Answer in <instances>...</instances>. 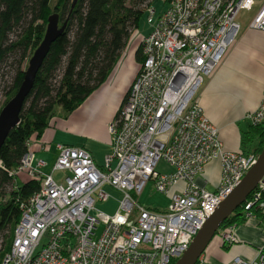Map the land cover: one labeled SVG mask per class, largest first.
Here are the masks:
<instances>
[{
	"label": "built area",
	"instance_id": "obj_1",
	"mask_svg": "<svg viewBox=\"0 0 264 264\" xmlns=\"http://www.w3.org/2000/svg\"><path fill=\"white\" fill-rule=\"evenodd\" d=\"M254 7L249 27L264 31V0L167 2L142 39L141 68L109 124L112 152L104 165H96L85 147L62 144L50 174L40 171L46 162L34 152L22 159L16 175L27 171L40 188L21 203L7 252L0 242V264H175L258 158L254 152L226 150L196 99L238 37L239 14ZM246 119L264 123V92ZM161 160L174 171L158 172ZM214 160L222 172L216 189L209 191L198 177ZM56 171L67 175L56 179ZM149 182L169 196L166 209L140 204L138 196ZM104 186L123 195L112 215L93 213L95 198H109ZM252 193L243 203L247 219L256 218L251 209L264 194V180ZM260 224L264 229V221ZM235 226L219 230L224 244L238 243ZM195 264L208 263L201 256ZM226 264H264V245L252 260L236 257Z\"/></svg>",
	"mask_w": 264,
	"mask_h": 264
},
{
	"label": "trees",
	"instance_id": "obj_2",
	"mask_svg": "<svg viewBox=\"0 0 264 264\" xmlns=\"http://www.w3.org/2000/svg\"><path fill=\"white\" fill-rule=\"evenodd\" d=\"M127 1L0 0V68L17 52H22L21 63L25 65L21 69L20 63L0 111L23 82L30 57L44 38L50 16L57 12L61 21H67L64 33L52 43L36 75L34 86L20 112L19 124L10 131L0 148V236L10 230L4 252L10 249L15 228L20 222L21 203L39 190L40 181L30 177L10 192L3 189L17 179L15 171L29 151L30 139L34 135L41 137L55 116H69L108 78L127 44L131 28L139 26L145 12L135 3L128 5ZM28 15L31 19L22 28L18 39L10 41L9 34ZM62 65L60 78L54 86L52 81ZM57 108H61V112H57ZM263 148L264 123L249 124L242 136V150L259 155ZM260 204L264 205V194L251 209L262 222L264 207ZM246 220L245 204H242L224 221L220 230Z\"/></svg>",
	"mask_w": 264,
	"mask_h": 264
},
{
	"label": "crops",
	"instance_id": "obj_3",
	"mask_svg": "<svg viewBox=\"0 0 264 264\" xmlns=\"http://www.w3.org/2000/svg\"><path fill=\"white\" fill-rule=\"evenodd\" d=\"M152 30L138 34L136 30L109 73L108 78L65 120L55 119L41 137L33 136L29 150L47 168L57 160L58 145L85 147L96 165L102 167L105 156L112 152L109 124L118 114L126 95L142 65V39ZM139 53V54H138ZM141 60H139V58ZM264 92V31L241 25L236 40L229 46L214 72L199 88L196 99L209 120L219 129L224 148L242 150V136L248 129V113L256 110ZM89 127L90 133H87ZM87 129V130H86ZM47 157H52V164ZM219 160L208 163L198 177L200 185L214 191L221 177ZM52 173V171L50 172ZM47 173V174H50ZM22 182L30 178L21 172ZM238 243L224 244L220 233L212 239L202 257L208 264H226L239 257L252 260L264 245V229L257 218L235 226Z\"/></svg>",
	"mask_w": 264,
	"mask_h": 264
},
{
	"label": "water",
	"instance_id": "obj_4",
	"mask_svg": "<svg viewBox=\"0 0 264 264\" xmlns=\"http://www.w3.org/2000/svg\"><path fill=\"white\" fill-rule=\"evenodd\" d=\"M59 13L48 19L46 32L40 45L32 54L25 70L24 80L15 95L0 111V148L10 131L20 122V112L27 96L30 94L36 75L41 68L50 48L65 31L67 21L60 24ZM264 180V148L258 155L256 163L244 175L235 189L219 204L215 212L206 220L184 254L175 264H195L203 255L207 246L219 232L224 221L248 199L249 195Z\"/></svg>",
	"mask_w": 264,
	"mask_h": 264
},
{
	"label": "rangeland",
	"instance_id": "obj_5",
	"mask_svg": "<svg viewBox=\"0 0 264 264\" xmlns=\"http://www.w3.org/2000/svg\"><path fill=\"white\" fill-rule=\"evenodd\" d=\"M135 3V6L138 9L145 10L143 17L141 18L139 22V26L135 28H131L130 35L136 30L138 34H144L148 30H150L155 22L157 21L158 17L160 14L166 9L167 7V2L165 0H128L127 4L128 5H133ZM257 7H254L252 10H247L243 11L239 14L237 20L240 22L241 25L244 24H249L251 19L254 17V15L257 12ZM154 11L151 13V11ZM66 18V16H65ZM31 19V15H28L25 20L22 22V24L15 28L10 34H9V40L10 41H16L19 37V34L21 33L22 28L27 24V22ZM64 19L61 21L60 24ZM72 36V33H71ZM22 52H17L14 55L10 56L3 64L1 65L0 68V106L4 102L8 91L10 90L13 80L16 76V73L19 69V65L22 61L21 59ZM32 56V55H31ZM31 58V57H30ZM24 63H21V69L24 68ZM63 68V65L60 66L56 73L55 79L52 81L53 85L56 86L57 82L59 80V76L61 74V70ZM57 112H61V108L56 109ZM55 119L62 121L65 120L66 122V117L64 116H55L52 118L51 122L54 121ZM87 133H90L91 130L89 127H86ZM90 131V132H89ZM47 160L49 163L52 162V157H47ZM41 172L44 174L50 173L52 171L51 166L47 168H41ZM157 171L160 173H171L174 171V168L166 161V160H161L158 165H157ZM54 177L56 179H61L67 175L66 172L64 171H56L54 172ZM23 182L20 177H18L13 183L5 186L3 191L5 192H10L14 189L15 186L22 185ZM103 190H105L109 194V198L106 201H101L98 198H95V211L93 213H97V211L104 212L106 214H114L120 205V201L123 198V195L121 192L118 190L110 187V186H104ZM140 204L144 205L145 207L152 208V209H158V210H164L168 207L170 198L167 194L161 193L157 191L153 187V182H149L148 185L145 187L143 190L142 194L138 196ZM102 230V225L99 226L98 228V233ZM10 235V230L7 229L4 231V233L0 236V242L1 245H5L7 238Z\"/></svg>",
	"mask_w": 264,
	"mask_h": 264
}]
</instances>
